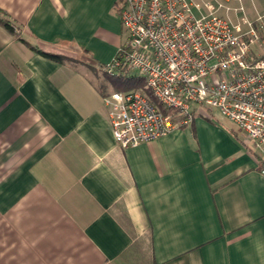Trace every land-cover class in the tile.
I'll return each mask as SVG.
<instances>
[{
    "label": "crops",
    "instance_id": "1",
    "mask_svg": "<svg viewBox=\"0 0 264 264\" xmlns=\"http://www.w3.org/2000/svg\"><path fill=\"white\" fill-rule=\"evenodd\" d=\"M118 2L0 0L20 36L90 61L57 63L0 25V264H264V159L231 127L204 114L114 142Z\"/></svg>",
    "mask_w": 264,
    "mask_h": 264
},
{
    "label": "built area",
    "instance_id": "2",
    "mask_svg": "<svg viewBox=\"0 0 264 264\" xmlns=\"http://www.w3.org/2000/svg\"><path fill=\"white\" fill-rule=\"evenodd\" d=\"M253 0H120L125 33L106 72L125 68L142 87L103 98L114 142H150L218 111L264 151V14ZM264 175V170H261Z\"/></svg>",
    "mask_w": 264,
    "mask_h": 264
},
{
    "label": "trees",
    "instance_id": "3",
    "mask_svg": "<svg viewBox=\"0 0 264 264\" xmlns=\"http://www.w3.org/2000/svg\"><path fill=\"white\" fill-rule=\"evenodd\" d=\"M0 25L3 28H5L10 34L14 35L20 42L25 44L34 53L39 54L50 60H53L57 63L74 62L63 53L46 51L38 43L32 42L20 36L21 34L16 32V28L19 29V27L15 24V22H13L10 16L1 9H0ZM106 69L107 67L105 68V70ZM111 76L123 80V84L120 87H117L116 91L142 87L143 85L141 81L135 80L133 76H130L125 68H119L113 70Z\"/></svg>",
    "mask_w": 264,
    "mask_h": 264
},
{
    "label": "rangeland",
    "instance_id": "4",
    "mask_svg": "<svg viewBox=\"0 0 264 264\" xmlns=\"http://www.w3.org/2000/svg\"><path fill=\"white\" fill-rule=\"evenodd\" d=\"M16 32L20 33V30L16 28ZM61 53L65 54L72 61L76 63H85L86 65H90V61L88 60V58L84 54L78 51L70 50V51H62ZM107 78L109 79V82L112 84V89L114 91H116L117 87H120L123 84V80L117 77H113L111 76V74H109ZM206 113L212 119L224 123L227 127H231V129L234 132L238 133V135L242 136V134L238 131V129L232 123L228 122L218 111L207 110ZM248 148L251 149L255 154H257V156L264 159V151H262L257 145H255L254 143H250L248 145Z\"/></svg>",
    "mask_w": 264,
    "mask_h": 264
}]
</instances>
